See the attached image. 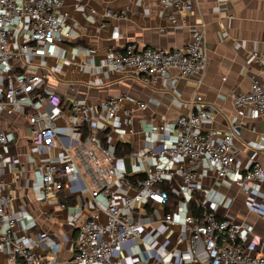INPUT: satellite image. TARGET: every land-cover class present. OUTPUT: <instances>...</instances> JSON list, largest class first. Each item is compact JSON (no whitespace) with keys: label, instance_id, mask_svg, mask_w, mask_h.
Here are the masks:
<instances>
[{"label":"crops","instance_id":"obj_1","mask_svg":"<svg viewBox=\"0 0 264 264\" xmlns=\"http://www.w3.org/2000/svg\"><path fill=\"white\" fill-rule=\"evenodd\" d=\"M109 9L121 14L106 16ZM62 10L68 14L62 27L65 37L56 55L43 62L50 70L48 87L64 100L95 104L122 94L132 99L137 131L128 134L125 141L130 143L131 152L142 154L176 140L173 129L148 136L145 128L160 123L171 125L185 112L189 100L201 95L203 102L213 108L212 118L205 125L218 130L216 140L221 139V132L232 128L237 163L248 166L257 160L264 169V113L252 106L237 107L231 97L233 89L248 91L252 80L264 81V61L254 55L264 53V0H193L190 10L164 6L159 0H63ZM197 33L203 35L207 58L202 74L184 76L171 69L165 83L151 86L127 71L111 73L101 63L112 48L120 49L126 44L137 48H184ZM139 101L147 104L144 110L138 108ZM4 127L12 139L6 147L2 178L12 197L7 209L18 219L15 235L26 233L37 254L54 260V264H76L72 258L78 224L93 213L104 222L110 199L123 204L125 196L134 195L136 189L124 185L113 197H93L92 177L80 168L64 175V188L47 198L42 191L43 166L51 158H63L66 146L75 149L74 130L65 119H57L58 139L47 151L30 142L29 123L23 114L15 113L5 120ZM109 140L116 142L114 132ZM157 164L155 155L143 159L131 153L119 156L114 162L112 184L124 176L145 174V168ZM205 173L201 182L203 189L216 191L217 217L241 222L242 242L253 254L264 251V183L254 184L261 194H249L232 180L217 178L215 170L207 166ZM196 194L198 205L203 192L198 190ZM174 205L182 206V213L186 210L183 200ZM174 205L169 211L168 205L131 206L142 223L141 233L116 246L118 264H202L189 257L187 240L178 242L180 233L189 234L191 225H171L160 220L174 211ZM187 210L192 213L189 203ZM7 251H0V264H8Z\"/></svg>","mask_w":264,"mask_h":264},{"label":"built area","instance_id":"obj_2","mask_svg":"<svg viewBox=\"0 0 264 264\" xmlns=\"http://www.w3.org/2000/svg\"><path fill=\"white\" fill-rule=\"evenodd\" d=\"M159 1L177 9L190 10L193 6V0ZM62 7L63 0H0V251L8 249V264H54V260L37 254L34 242L26 233L15 235L17 215L7 209L12 197L2 172L8 154L6 147L12 136L4 122L15 113L27 117L30 142L47 151L58 139L57 119H65L76 135L74 150L66 146L63 158H51L44 164L42 191L45 197L56 196L64 188L63 176L80 168L92 177L93 197L98 194L113 197L124 185L136 189L134 195L125 196L123 204L110 199L104 222L93 213L78 224L74 263L118 264L116 246L138 238L141 233L142 223L131 206L134 203L165 206L169 194L160 188L165 183L178 200L184 201L186 210L182 213V206L176 205L173 212H167L160 220L171 225H191L189 234L182 232L178 237L180 243L189 242L190 258L202 264H264V251L253 254L242 242L243 224L217 217L216 191L203 189L201 182L207 166L215 170L217 178L232 180L245 192L258 195L261 192L254 184L264 183V169L257 160H252L248 166L237 163L232 128L221 132V139L216 140L218 130L205 125L212 118L213 108L203 102L201 95L190 99L185 112L171 125L160 123L145 128L148 136L173 129L175 142L155 151L146 149L142 154L130 152L141 159L155 155L158 164L145 168V177L136 179L135 183L124 176L112 184L114 162L119 158L116 146L125 141L128 134L137 131L136 110L133 100L123 94L88 104L81 100L66 101L59 92L48 87L50 70L43 60L56 55L58 44L65 37L62 27L68 14ZM120 14L106 10V16ZM254 55L264 61V53ZM101 61L111 73L127 71L151 86L165 83L171 69L185 76L202 74L207 66L201 33L194 35L184 48H137L135 44H126L120 49H109ZM231 97L237 107L252 106L264 113V81L252 80L248 91L233 89ZM146 107L145 102H138L140 110ZM83 126L87 129L84 138ZM111 132L117 136L115 143H110ZM198 190L203 192L198 200V205L203 206L202 217L187 210Z\"/></svg>","mask_w":264,"mask_h":264},{"label":"trees","instance_id":"obj_3","mask_svg":"<svg viewBox=\"0 0 264 264\" xmlns=\"http://www.w3.org/2000/svg\"><path fill=\"white\" fill-rule=\"evenodd\" d=\"M86 132H87V129L84 127L83 133H82V138L85 137ZM102 136H103V134H102ZM103 139H104V141H106V137H104ZM131 151H132V148H131V145L128 141H120L116 146V155H118V156H125L126 154L130 153ZM144 177H145V174H139V175H134V176H128L127 178L129 179L130 182L135 183L136 178L142 179ZM160 188L163 190H166L169 194V200L166 204V206L168 205L166 207V209H167V211H169L170 208H172V206L177 202L178 199L173 193H171L169 184L163 183L160 185ZM197 196L198 195L196 194L194 196L195 198H193L189 202V204H190V208H191L192 213L197 217H202L203 209L195 203V199L197 198Z\"/></svg>","mask_w":264,"mask_h":264}]
</instances>
